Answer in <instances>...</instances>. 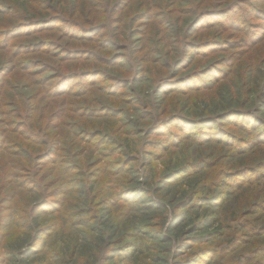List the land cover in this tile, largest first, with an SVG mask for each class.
<instances>
[{
    "label": "rangeland",
    "instance_id": "374dc122",
    "mask_svg": "<svg viewBox=\"0 0 264 264\" xmlns=\"http://www.w3.org/2000/svg\"><path fill=\"white\" fill-rule=\"evenodd\" d=\"M113 2L114 0H76V7H71L70 3H61L58 6L51 1L43 2L42 0H0V219H7V222L3 223L5 226L3 230L6 233H11L8 238L2 240V246L7 245L11 249L22 246L24 240L22 235L14 237V232L22 225L25 226L24 222L26 220L23 216L30 215L29 207L34 202V195L30 191L32 189L30 182L38 170L47 173L40 179H36L39 186H48L50 182L55 181L52 190H63L65 188L69 191L68 195L71 198L80 197L78 194L80 186L77 187L78 183L75 182L82 183L85 174L88 178L93 176L91 178L97 181L98 186L95 187L94 192L99 189L106 190L98 199L91 201L92 213L69 217L67 218V224L80 228V230H86L87 227L81 225V221L87 219L86 222H89L90 226H96L98 216L100 214L104 215L103 212L105 211V214H107L108 209L106 207L103 211H98L101 206L100 200L113 198L117 192L124 189L119 180H123L126 173H118V163H116V160L121 157L118 155L107 157L108 145L101 147L98 151L91 149V154L86 150L87 153H84L83 156L78 157L77 155L78 149L86 144L81 141L83 134L98 132L101 135H112L116 141H122L125 137L138 141L148 136L147 140L163 143L165 152H168V154L151 165H156L158 171L163 167L162 162H167L170 159V162L176 161L178 163L187 159L186 157L202 160L204 166H206L202 173L210 176L209 191L215 194V202H218L217 205H219L212 208L213 213L210 216L212 219L213 217L216 219L210 224L209 231H213L212 227L223 221L225 217L239 216L238 221L241 222L237 229V224L228 223V219L223 221L226 226L222 230L224 234L222 240L218 241L215 238L210 245L218 248L219 251L216 254L214 253L212 259L205 262V264H257L258 261H264V257L258 256L247 259L252 256V249L264 246L263 236L250 239L253 241L251 245H238L234 252H227L229 249L228 240L234 236L242 237L240 233H249L247 229L240 230L243 222L253 223L254 227L258 229L264 221V213L259 215L260 211H257V207L255 208L252 205L261 201L264 197L262 181H259L260 184L253 182L248 188V190L252 189L251 193L243 196L241 189L245 188L246 183H243L242 188L237 190L231 180L237 175V171L245 169V167L257 169L258 174L264 176V141L255 144L254 150L251 151L253 153L247 156L238 154V148L241 147L238 144L242 140L254 139V134L264 129V31L254 44L248 42L244 46V43L240 42L239 44L238 42L243 38L250 39L246 32L228 29L224 33L218 34L219 24L223 23L225 26H229L228 18L237 20V13L233 14L231 11V7L237 5L241 9V13H238V15H241L246 21V24L242 25L243 30H247V32H250L249 34H254L251 37L254 39L258 31V25L264 24V0H132L127 7V11H125L126 14L134 16L136 12L142 13L144 12L142 6L148 4L153 7L152 11L166 13L164 17L169 23L167 30L164 27L161 28L163 33H156L155 28H152L153 25H149L145 29L149 33L147 39L144 40L145 44L148 46V42L153 40L156 53L148 54V58L144 61L140 55L134 53L140 44V41H137L140 35L137 37L130 35L135 30L139 32L142 29L143 24L140 22L143 21L134 22L132 26L127 25L122 28L118 38L114 39L112 37L115 41L113 42L114 46L101 47L104 40H111V35L107 31L96 35L100 43L98 41L91 42L87 39L88 42L78 41L74 43L78 49L94 51L96 59L62 60V52L71 44V41L66 39L65 31L52 29L55 26L54 23L50 24V29L29 30V26L26 24L29 20H19L21 17L42 18L47 15H56V12L62 9L65 13L75 12L74 18L79 19L81 25L86 22L89 24L99 22V24H106L107 30H113V27L118 28L114 22L115 19L121 17V15H111L110 10L112 4L114 6ZM249 6L255 8L256 12L253 13ZM209 11H218L216 14L221 16L215 20L212 19L215 15L200 17L197 31L177 44L182 39L184 30H186L187 24L193 19L194 15L198 13L205 14ZM141 13H138V15ZM111 23L113 24L111 25ZM211 23H214L213 27L206 28ZM61 24L63 23H57L58 26ZM232 24L237 25V23ZM14 27H19V31L5 37L4 33ZM84 27L86 28V26ZM151 29L152 31L149 32ZM83 37L85 38V36ZM212 40H227L230 45L224 50L211 53L207 44L198 48L201 44ZM38 41L52 42V45L51 47L46 46L47 49L43 47V51L38 50L28 53L22 51L25 50V46ZM184 41L185 44L181 47ZM189 42L198 45V47L190 48ZM16 46H24V49L19 51L17 55L15 53L19 48ZM177 46L178 52L181 48V51L185 50L187 56L193 59L190 66L184 68L181 64L180 67H175L174 61L180 55L177 54ZM119 55L123 56L125 61L120 59L118 66L107 62L113 56ZM28 61L38 63V66L31 68L23 66ZM229 63L230 65H226ZM39 64L50 69L44 73H37L40 70ZM136 70H140V73H135ZM87 71L104 72L111 78L124 82L125 87L117 91L122 92V95L112 96L107 91H105L107 93L102 91L101 87L108 83L98 78L95 79V85L87 87L88 90H92L90 94H86L88 97H83L78 93H73L71 98L65 95L52 97L49 92L55 79L41 84V80L46 78L78 75ZM174 71H177V75L172 80L173 82L178 81L179 78L197 74L188 82H190V87L197 85L199 88L191 90L196 87L186 88V85L183 86L178 83L179 90L182 92L176 94L177 96L174 98H171L170 95L166 97L163 94L156 95V93H154V97L153 92L156 90L158 82L170 77V74ZM56 74L59 76L56 77ZM214 76L216 77L215 80ZM99 99L106 101L100 102ZM76 107L91 111H96L100 107H107L110 110L119 112V117L104 115L102 118H96L86 116V114H82L83 112L72 113L71 109ZM61 110H64V117L56 118V114ZM229 111L246 113L252 119L253 125L246 123L243 127L237 128L228 122L230 120L228 117L227 120L218 119L213 122V125L208 122L209 126L204 125L206 123H201L199 130L209 132L210 128L214 127L215 130H219L218 134L221 133L220 131L233 133L234 139H231V142L237 144V147L232 143H230L231 146H228L214 141L197 145L190 139L195 137L198 127L183 139L179 136L180 138L176 142L164 135L163 131L167 128L170 133L179 134L176 126L170 124L147 133L148 129L155 123L160 122L162 118L169 120L171 116H186L199 119L204 116L217 117ZM174 113L176 115H172ZM124 117L128 118L127 122ZM233 117L232 120L235 122L238 118L236 115ZM55 127L57 128L54 129ZM140 129L143 133L137 136L127 135L128 132H136ZM49 134L54 138L57 134H60V141L69 142L71 145L74 142L76 144L75 147L72 146L71 152L60 151L58 160L53 165L50 161L44 160V157L38 158L37 156L46 151V147L40 146V143L47 140ZM219 136L222 138L221 135ZM223 140L226 141V139ZM64 147L60 145V148ZM147 151L156 155L163 154V150H155L152 147ZM33 156L34 159H32ZM59 158H62V162L59 161ZM29 161L32 162L31 165ZM141 161L143 160L138 161L139 167L142 166ZM67 168H73V170L66 176L61 175L63 170ZM99 168H102L101 171L103 172L100 177L98 176L101 173H98ZM51 169H53L52 173H49ZM58 171H61L59 175H57ZM76 171H80L83 175L76 173ZM237 176H246V179L240 181H238L240 177L235 179L240 183L253 178L250 172L247 174L244 172ZM64 180L70 181L71 184L63 185ZM145 181L144 175L137 179L139 183ZM10 194L14 196L13 200L2 201ZM61 200H64L63 195L53 197L49 204H45L52 206L49 209L41 210L43 207H40L39 212L36 214L40 227L50 224L52 217H55L56 214L48 212L55 208ZM16 201L19 202V208L23 205L24 213L21 211L14 213L15 210L11 205ZM68 202L69 200H67L64 210L77 212L84 208L76 202ZM129 214L136 215L132 211ZM105 218L114 220V215L110 217L106 215ZM120 222L125 221L121 220ZM231 224L233 226L228 229V225ZM53 233L52 231L49 237L43 236L36 243L41 242L42 244L43 242V245H49L51 238L55 235ZM198 235L197 231H193L186 234L185 237L188 236L189 240H192ZM218 242H222V244L218 245ZM51 245L59 247L60 243L53 241L50 243ZM192 248H198V246L192 245ZM45 253L46 251L33 253L28 258L29 260L35 257L41 259V257H47ZM188 253H190L189 249L179 259L186 258ZM0 264L12 263L8 261L0 262Z\"/></svg>",
    "mask_w": 264,
    "mask_h": 264
},
{
    "label": "trees",
    "instance_id": "16d2710c",
    "mask_svg": "<svg viewBox=\"0 0 264 264\" xmlns=\"http://www.w3.org/2000/svg\"><path fill=\"white\" fill-rule=\"evenodd\" d=\"M42 1H51L58 6H60L61 3H70L71 7H76V0ZM131 2L132 0H114V6L112 4L110 10L112 12L111 15H121V17L115 19L114 22L116 23L118 28L115 29L113 27V30H107V27L105 26L106 24H99V22L91 24L86 22L84 25H81L80 20L74 18L75 12L65 13L64 11H62V9H59L56 12V15H47L42 18L21 17L19 20H29V22L26 23L28 24L27 26H29V30L36 29L41 31L43 29H50V24L54 23L55 26L52 29L65 31L64 33L66 34V39L71 41V44H69V47H67V49L62 52V60L96 59L94 51L78 49L74 43L78 41L88 42L87 40L91 42L98 41V43H100L99 40H97L96 35L98 33H102L103 31H107V33L111 35V40H104L103 46L101 47L106 48L109 47V45L114 46V39L119 37L122 28L127 25L132 26L134 22L137 23L139 21H143L140 22L143 24L142 29L139 32L135 30L130 35H132V37H137L138 35H140L137 40L140 41V44L134 53L136 55H140V57H142L144 61L146 58H148V54L156 53V49L153 47L155 46L153 40H150L148 42V46L145 44L144 40H146L147 36L149 35V33L145 31V29L149 25H153L154 27L152 28H155L154 31H157L156 33H160L162 32V27H164V29L166 30L168 29L169 23L168 20L164 17L166 16V13L162 14L158 11H152L151 9H153V7L148 4L142 6V8H144V12H136L134 13L135 15H131V17L125 12L127 11V7ZM250 9L253 13L256 12L255 8L250 7ZM231 11L233 14L237 13V20L228 18L227 20H229V26H225V24L223 23L219 24L218 34H222L228 29H234L238 32H246L250 39L246 40L245 38H243L238 43H244L243 46L248 42L254 44L257 41L258 37H260V34L264 31V24L258 25V31L255 35V38L253 39L251 37L254 34H249L250 32H247V30H243V26L246 24V21L241 15H238V13H241L240 7H238L237 5H233L231 7ZM246 11L248 12V10ZM217 12L218 11H209L205 12V14H195L193 19H191V21L187 24L186 30H184L183 33V37L177 42V44L181 43L186 38H189L197 31V29L199 28L198 24L201 20L199 19L200 17L202 18L215 15L212 17V19L215 20L217 17L219 18L221 16L219 14H216ZM138 13L141 14L138 15ZM57 23H63L65 25L63 26V24H61L60 26H58L59 24L57 25ZM232 23H237V25L234 26ZM112 24L113 23H111V25ZM213 24L214 23L207 25L206 28L213 27ZM84 26H86V28ZM18 28L19 27L8 29L4 33V36L7 37V35L12 34L13 32H18L20 29ZM151 31L152 29L149 32ZM83 36H85V38ZM112 37H114V39H112ZM8 38H10V36H8ZM184 44L185 41L181 44V47H183ZM206 44L209 47L210 53L218 50H224L230 45L227 40H212L210 42L201 44L199 47L198 45L191 42L188 43L190 48L193 49L197 47L201 48L202 45ZM51 45L52 42L38 41L28 46H23L25 50H22L24 49L23 47L16 46L17 48H19V50L15 54L17 55V53L21 50L25 53L35 52L38 50L43 51V47H51ZM176 49L177 54L180 55L174 61L175 67H180L181 64L184 68L190 66L193 59L187 56L185 50L181 51L180 48L178 52V46ZM120 59L125 61L123 56L119 55L113 56L110 60H107V62L111 65L118 66L119 61H121ZM226 65H230V63ZM23 66L27 68L37 67L38 63L28 61ZM39 67L40 70L37 73H44L48 69H50L40 64ZM139 71L140 70H136L135 73L139 74ZM176 72L177 71H174V74H170V77H166L165 79H162L158 82L157 88L153 92L154 97V93H156V95L163 94L165 97L170 95L171 98H174L175 96H177L176 94L182 92L179 90L178 83L179 85H186V88L196 87L195 89L191 90H197L199 88V86L197 85L195 87H190V82H188L190 81L189 79L195 77L197 74L194 76L179 78L178 81L173 82L172 80H174L177 75ZM56 75V77L59 76L58 74ZM96 78L102 79L103 81H106L108 83L107 85L101 87L102 91H107L108 93H110L109 95L112 96L122 95V92L117 91L125 87L124 82L119 81L116 78H111V76L100 71H87L78 75H68L58 78L54 77L51 79L46 78L44 80H41V84L55 79V82L50 88L49 92L52 97L65 95L68 98H71L73 97V93H78L81 96L83 95V97H88V95L86 94H90L92 90H88L87 87L95 85ZM215 79L216 77L214 76V80ZM99 101L104 102L106 100L99 99ZM71 111L72 113L83 112L82 114H86V116L96 118H102L104 117V115H108L109 117H119V112L110 110L107 107H100L96 111L80 109L79 107H76L71 109ZM64 115V110H61L56 114V118H62L64 117ZM172 115L176 114L174 113ZM234 115H236V117L238 118L236 120L237 122H234V120H232L234 118ZM228 117L230 120H232H228V122H230L237 128L243 127V125H245L246 123L249 125H253L251 122L252 119L249 118L250 116H248L246 113L229 111L217 117L204 116L199 119H192L186 116H171L169 120L162 118L160 119V122L155 123L153 126H151L148 129L147 133L156 131L158 127L167 126L170 124L172 126H176L179 134L170 133L169 130H167L168 128L163 132L164 135L167 136L170 140L176 142V140L180 138L179 136H181L183 139L198 127V132L196 133L195 137L190 139L197 145H199L200 143H208L209 141H214L215 143H222L231 146V139H234L233 133L229 134L228 132L220 131L221 133L218 134L219 130H215L214 127L210 128L209 132H203L202 130H199L201 127V123H206L204 125L209 126L210 124L208 122L213 125V122H216L218 119L222 118L224 120H227ZM124 119L127 122L128 118L124 117ZM56 128L57 127H55L54 129ZM141 133H143L142 129L136 132H128L127 135L137 136ZM219 135H221L222 138ZM59 138L60 134H57L55 138L54 136L51 137L49 134V138L40 143V146L46 147V151L42 154H38V158L44 157V160H46L47 162L50 161L53 165L57 162L56 160H58V154L60 151L66 153L69 151L71 152L72 146L76 145L75 142L71 145L69 142L66 143L60 141ZM147 138L148 136H146V138L142 140L139 139L137 141L130 140L125 137L122 141H116L112 135H101L98 132H94L93 134L84 133L81 137V141L86 144L85 146L78 149V157H81L84 155V153H87L86 150H88L91 154V149L94 151H98L101 147L108 145L109 148L106 150L107 157H113V155L120 156L121 158L119 160H116L119 169L118 173H126V176L123 178V180H119V183L124 186V189L120 192H117L113 198H104L103 200H100L101 206L98 211H103L104 207H106L108 211L107 214H105V211L103 212L104 215L100 214L98 216V223H96V226H90V223L86 222L87 219L81 221V225L87 227L86 230H80V228H75V226L67 224V218L88 215L89 213H92L91 201H94V199H98V197L102 196L106 190L99 189L94 192L95 187H97L98 185L97 181L91 178L93 176L88 178L86 174L83 175L80 171H76V173H80V175H83V182H75L78 183L77 187L80 186L78 188V194L80 197L76 199L71 198V196L68 195L69 191H67L65 188L63 190H52L55 181L50 182V184L48 183V186H39L36 179H40L47 173H45V171L38 170L33 175V178L30 182V185L32 187L30 191L34 195V202L29 207L30 215L23 216L26 220L24 222L25 226L22 225L21 227H19V229H17L18 227L16 226L17 231L14 232V237L17 235H22L24 239L22 246H18L17 249H15V247H13V249L8 248L7 245H5L4 247L2 246V240L4 238H8L11 233H6L3 230V228L5 227L3 223H6L7 219H0V262L9 261L12 264H205V262L212 259L214 253L216 254L219 249L211 247L210 245L213 243L215 238L218 239V241L222 240L221 238L222 236H224L222 230H224L226 226V223H224L223 221L225 219H228V223L231 222L237 224L238 229V225L239 223H241L238 221L239 216H231V218L225 217L223 221H220L219 224H217L215 227H212L213 231H209L210 224H212L213 220L215 221L216 219L215 217H213L212 219L210 216V214L213 213L212 208L218 207L219 205H217L218 202H215V194H212L209 191L210 176L202 173L203 169H205L206 166H204V163L200 159H191L189 157H186L187 159H184L180 163L176 161L170 162L171 159L167 162H162L163 167L160 171H158L156 165L151 166L152 163L159 161L162 157L167 155L168 152H165L163 143L150 141L147 140ZM223 139H226V141ZM259 141H264V129L256 132L254 134V139L242 140L240 144H238L241 145V147L238 148V154L247 156L253 153L251 151L254 150L255 144L259 143ZM232 144L234 146L236 145L237 147V144ZM60 145H63L65 147L60 148ZM151 147L155 150H163V154L156 155L152 152H148L147 149ZM34 156L32 157V159H34ZM61 160L62 158H59L60 162H62ZM140 160H143L141 161L142 170L138 164V161ZM29 163L31 165L32 162L29 161ZM40 164H42V162H40ZM101 169L102 168L98 169V173L101 172L98 175L99 177L103 175ZM52 170L53 169H51V172L49 173H52ZM71 170H73V168L64 169L62 173L61 171H58L57 175L61 173V175L66 176ZM244 172L246 174L250 172L253 178H249L247 181H243L242 183H240L238 181L246 179V176L241 177L237 175H241ZM142 175H144L146 181L143 183L137 182V179ZM237 175L234 177V179L231 178V180L233 184H235L237 190H240L242 188V184L246 183V186H244L245 188L241 189L242 194H244L243 196L251 193L250 191L252 189L248 190V188L252 185L253 182H257V184H260L259 181H262V191L264 193V180H261L264 179V176L258 174L257 169L245 167V169L237 171ZM237 177L240 178H238V181H235ZM70 184L71 183L68 180L63 181V185L65 186ZM59 195H63L64 200H61L59 203H57V206L55 208H52L51 211L48 212L53 214L55 213L56 216L52 217L49 225L40 227V224L37 222L38 218L36 217V214L39 212L38 210H40V207H43L41 208V210L49 209L50 207H52L45 204H49L53 197ZM13 199L14 196L10 194L2 201L8 202ZM67 200H69V202H76L79 205L84 206V208L80 209L77 212H71L68 211V209L64 210ZM252 205L255 208L257 207V211H260L259 215L264 213V197L261 201H258L257 203L255 202ZM11 207L14 208L15 214L18 213V211L24 213L25 209H23V205L19 208V202L17 201L14 202ZM130 207L132 208L130 209ZM131 211L136 215L129 214V212ZM106 215L107 217L114 215V220H112V218L110 220L106 218L104 219ZM121 220L125 222H120ZM216 222L218 221L216 220ZM232 226L233 224H231L230 226L228 225V229H230L229 227ZM185 227L187 228L185 229ZM244 229H247L249 233L243 232L240 233L242 237L234 236L232 239L228 240L229 249L227 252H234V249L238 245H251L253 241H251L250 239L254 237H264V221L258 229L254 227L253 223L243 222L241 224L240 230ZM52 231L54 232L53 235H55L51 238L50 243L53 241H58L60 243L59 247H55L53 245L50 246V243L49 245H43V242L42 244L41 242L39 244L36 243L43 236L49 237ZM173 231H175L174 234ZM193 231H197L199 234L198 236H196V238H192V240H189L188 236L185 237L186 234H189ZM220 244H222V242H218V245ZM192 245H197L198 248H192ZM188 249L190 253L186 255V258L184 257V259L180 260L179 257L185 254V251ZM252 250V256L247 259H253L256 256L264 257V246L254 248ZM44 251H46L45 256L47 257H41V259H37V257H35L29 260L28 257H30L33 253H43ZM257 264H264V261H258Z\"/></svg>",
    "mask_w": 264,
    "mask_h": 264
}]
</instances>
